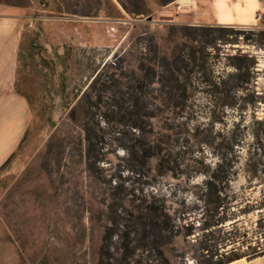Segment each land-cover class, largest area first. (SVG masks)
Here are the masks:
<instances>
[{"label":"rangeland","instance_id":"obj_1","mask_svg":"<svg viewBox=\"0 0 264 264\" xmlns=\"http://www.w3.org/2000/svg\"><path fill=\"white\" fill-rule=\"evenodd\" d=\"M28 3V7H19L24 21L15 89L26 96L33 119L20 149L0 171V236L10 239L16 248L10 250L1 243L0 264H14L16 255L17 264H94L100 229L89 226L86 211L90 203L97 206L109 186L99 189L85 172L75 152L79 131L70 125L67 113L108 56L121 57L137 45L143 46L147 36L155 39L160 50L169 52L173 45L167 37L169 28L188 25L191 12L186 10L173 23L175 16L166 8L150 19L131 17L120 8L111 16L98 12L85 17L51 14L38 10L37 0ZM252 3L244 0L242 5L246 8ZM220 11L223 8L218 6L215 14L209 9L198 11L194 21L203 23L199 25L230 23ZM236 26L256 29L253 24ZM173 41L181 39L177 36ZM210 53L215 56V76L223 80L235 73L232 56L256 57L257 81L256 85L251 81L250 89L256 86L264 97L263 50L239 38L238 44L220 46ZM197 91L184 113L169 114L168 123L162 118L153 121L155 138L169 139L174 172L160 176L151 161L153 169L148 174L132 173L118 150L108 156L105 179H112L122 189L158 193L172 212L183 207L194 211L201 207L198 196L204 191V180L220 170L232 180L229 195L235 201L226 214L238 218L241 234L257 236L259 226L264 229L256 207L264 197V153L259 149L264 147V104L256 111L223 110ZM167 127L172 129L165 130ZM53 135L57 139L49 145ZM257 159L263 165L249 174L246 163ZM195 215L192 212L190 217ZM233 264H264V256Z\"/></svg>","mask_w":264,"mask_h":264},{"label":"trees","instance_id":"obj_2","mask_svg":"<svg viewBox=\"0 0 264 264\" xmlns=\"http://www.w3.org/2000/svg\"><path fill=\"white\" fill-rule=\"evenodd\" d=\"M175 1L37 0V9L91 17L98 12L111 16L120 8L131 17L150 19ZM28 2L0 4L28 7ZM66 2L69 4L64 6ZM257 30L217 24L171 26L167 37L173 45L169 52L160 50L155 39L147 36L143 46L137 45L121 57L115 53L108 56L76 97L67 113L68 122L79 131L75 152L98 188L109 186L108 192L104 190L106 195L96 201L97 206L90 203L86 211L89 226L100 229L94 264H230L264 256V229L259 226L257 236L247 237L239 232L238 218L226 214L235 202L229 195L232 180L227 173L219 170L204 180V191L198 196L200 208L172 212L158 193L122 189L112 179L107 181L104 167L108 156L120 150L132 173L148 174L153 169L151 161L160 176L174 172L169 139L155 138L153 121L162 118L168 123L169 114L184 113L199 86L197 92L214 107L240 111L260 108L264 97L256 86L250 89L251 81L254 85L257 81V58L241 53L232 56L235 73L223 80L215 76V56L210 53L220 46L238 44L239 38L264 51V30ZM177 36L181 41H173ZM238 92L248 95L237 96ZM56 139L53 135L49 145ZM259 149L264 153L263 145ZM231 163L235 165V160ZM257 165H263L260 159L246 163L247 172L252 174ZM256 204L261 214L258 221L264 226V197ZM192 212L196 217H190Z\"/></svg>","mask_w":264,"mask_h":264},{"label":"crops","instance_id":"obj_3","mask_svg":"<svg viewBox=\"0 0 264 264\" xmlns=\"http://www.w3.org/2000/svg\"><path fill=\"white\" fill-rule=\"evenodd\" d=\"M243 1L177 0L165 8L175 16L173 23H177L178 16L189 10L187 12H191L192 21L188 25L203 24L194 21L199 15L198 11L209 9L215 14V7L217 9L218 6L223 8V12H220L230 19V23L224 25H251L253 23L250 21H254L261 0H253L252 6L246 7L245 11ZM23 21V9L0 5V169L11 155L17 152L33 119L26 96L15 90ZM1 243L9 249L14 246L10 239L3 236H0ZM14 261V264H17V255Z\"/></svg>","mask_w":264,"mask_h":264},{"label":"built area","instance_id":"obj_4","mask_svg":"<svg viewBox=\"0 0 264 264\" xmlns=\"http://www.w3.org/2000/svg\"><path fill=\"white\" fill-rule=\"evenodd\" d=\"M253 27L264 30V0H261V7L255 14Z\"/></svg>","mask_w":264,"mask_h":264},{"label":"clouds","instance_id":"obj_5","mask_svg":"<svg viewBox=\"0 0 264 264\" xmlns=\"http://www.w3.org/2000/svg\"><path fill=\"white\" fill-rule=\"evenodd\" d=\"M190 264H192V262H190Z\"/></svg>","mask_w":264,"mask_h":264},{"label":"bare ground","instance_id":"obj_6","mask_svg":"<svg viewBox=\"0 0 264 264\" xmlns=\"http://www.w3.org/2000/svg\"><path fill=\"white\" fill-rule=\"evenodd\" d=\"M245 8V7H244ZM231 264H233V263H231Z\"/></svg>","mask_w":264,"mask_h":264}]
</instances>
